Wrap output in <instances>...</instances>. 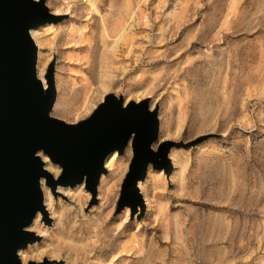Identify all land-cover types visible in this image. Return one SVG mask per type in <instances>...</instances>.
I'll return each mask as SVG.
<instances>
[{"label":"rangeland","instance_id":"1","mask_svg":"<svg viewBox=\"0 0 264 264\" xmlns=\"http://www.w3.org/2000/svg\"><path fill=\"white\" fill-rule=\"evenodd\" d=\"M44 2L55 17L34 42L57 92L52 116L73 124L107 95L147 99L177 163L145 170L131 218L129 146L115 152L106 206L101 180L93 192L42 184L49 214L19 263L264 264V0Z\"/></svg>","mask_w":264,"mask_h":264},{"label":"water","instance_id":"2","mask_svg":"<svg viewBox=\"0 0 264 264\" xmlns=\"http://www.w3.org/2000/svg\"><path fill=\"white\" fill-rule=\"evenodd\" d=\"M49 18L41 1L0 0V264H20L15 249L33 238L20 228L38 207L31 198L32 194L39 196L37 176H46V185L51 182L47 181L50 176L41 170L38 158L32 156L35 150L40 148L61 166L62 183L77 181L87 173L85 184L93 192L103 155L113 149L119 153L121 142L139 120L146 128L135 141V153L121 184L120 200L127 204L137 201L141 207L140 198L132 196L134 183L142 179L146 162L156 169L167 164L165 154L171 145L161 143L154 153L148 149L154 116L147 113L144 102L137 105L130 102L121 109V99L108 95L86 120L75 126H65L45 116L51 94L41 97L39 84L33 77L35 50L26 29ZM47 74L51 85L49 70ZM126 111L133 117L120 136L119 127L109 128L104 120L115 112ZM87 124L92 127H84ZM100 131L108 141L96 146ZM70 133L76 134L75 138ZM135 138L134 132L131 143ZM157 156L160 162H156Z\"/></svg>","mask_w":264,"mask_h":264},{"label":"bare ground","instance_id":"3","mask_svg":"<svg viewBox=\"0 0 264 264\" xmlns=\"http://www.w3.org/2000/svg\"><path fill=\"white\" fill-rule=\"evenodd\" d=\"M31 2L33 3H37V2H42V5L44 7V9L46 10L47 12V15L49 17H52L54 18L55 16L50 14L47 7L45 6V2L44 0H30ZM48 23V20L47 21H43L42 23H39L38 25H36L35 27H32V28H27L26 29V34L28 35V38L32 44V46L34 47V60H33V64H32V68H33V77L34 79L38 82L39 84V88H40V92H41V97H47L51 94V101H50V104L47 108V110L45 111V116H47L48 118L54 120V121H57V122H60L62 123L63 125L65 126H75L76 124H78L79 122H82L84 120H86L92 113L93 111L96 110V108L103 102H101L92 112L91 114L77 122V123H73V124H68L66 122H64L63 120H60V119H57L55 117L52 116V111H53V108H58V103H55L56 102V99H57V92L55 90V87H54V82H53V77L50 76V79H51V85L49 83V79H48V74H47V71L45 70V73L43 74L44 72V66H45V61H46V58H39L38 60V50H37V46L35 45V42H34V39L36 38L37 35V32L35 31L37 28H39L40 26L44 25ZM38 62V63H37ZM50 65V64H49ZM48 65V66H49ZM47 66V67H48ZM50 75V74H49ZM51 87V88H50ZM104 87V86H103ZM50 92V94H49ZM108 96V95H107ZM106 97V96H105ZM134 105H137L141 102H144L145 103V109L147 111V113L149 114H153V120H154V124H153V130H152V137L150 139V141L148 142V149L151 151V152H156L157 148H158V145H160L161 143H164V142H167V140L165 141H159V134L161 132V126H160V120H159V117L157 116V112H158V108L155 107L153 110H152V105H149V101L147 99L145 100H142L140 102H133L131 101ZM130 103V102H128ZM128 103H121L120 105V108L122 109L126 104ZM99 117V115H98ZM133 117V115H131V113H128V111L126 112H123V113H116L113 114V115H109L108 116V120H104L105 123H109L108 127L111 128L110 125H113L115 127H119V133H120V136H123L124 134V126H126V123L131 120V118ZM136 126L135 128H133L127 135V138L124 140V142L122 141L121 142V145H122V148H121V151L120 152H123L127 146L130 147L131 149V157H132V153L134 152L135 153V141L137 139V136L138 134H141V132H144V128L146 127H142V123L138 120L136 122ZM84 127H92L91 124H87L86 126ZM121 128V129H120ZM143 128V129H142ZM95 129V128H94ZM142 130V131H141ZM76 131V130H75ZM169 131V130H168ZM168 131H166V135L168 133ZM70 132V131H68ZM102 133V131H100ZM135 132V136L136 138L134 139V141L131 143V138L133 136ZM74 134V133H73ZM71 134L72 137L75 138L76 134ZM101 138V139H100ZM73 139V138H72ZM103 141V145L106 144V142L108 141V139L106 140V137L104 135V133H102L99 137V139L96 141V146H99L100 143ZM115 152L117 155H120V152L118 153L116 149H113L111 151H108L106 152L102 159H101V171L99 172V175L97 177V182H99V180H101V190H102V196L104 198V202H103V206H106L107 203H109V201L111 200L110 199V182L112 180H115L114 183H118V181L120 180L121 176V172H120V168L117 167V162L116 160L114 159L115 157ZM128 153V152H127ZM112 154V155H111ZM111 155L112 157H110V160L107 161V165L109 167H112L115 169V173L114 175H112L111 179L108 180V181H105L104 179H102V175H105L107 173L105 167H104V162L106 161V158ZM34 158H38V160L40 161V163L42 164L41 165V170L45 173H47L50 178L49 180L47 181H51L50 183L52 184H55L56 185V188L60 187V186H63V188H70V190L72 188H75V191H79V188L81 185H84L85 183V180H87L89 177H88V174L87 173H84L83 176L77 180V181H73V182H66V183H62L61 182V179H60V173H61V166L56 163V162H52L48 156L46 155V153H43L42 150L39 148L37 150H35L33 152V155H32ZM167 156H169V154L167 153ZM166 156V159L167 161H169V157L167 158ZM44 160V161H43ZM48 160L53 164V165H56L60 172L59 174L54 177L52 176V174L50 173L52 170H53V167L52 165L48 162ZM156 162H160L161 159L159 158V156H157L155 158ZM45 163H46V167H45ZM177 162L174 161H169L168 162V165H169V171H171V168L173 170V168H175V164ZM151 168L152 170L153 169H156V168H152V165L149 163V162H146V166H145V169H144V172L146 169H149ZM162 168L161 167H158L157 170H161ZM128 170V169H127ZM126 175V174H125ZM37 187H38V192H39V196L37 195V197L32 194V199H34V203L37 202V205L39 207H36L33 212H32V216L31 218L28 220L27 223H25L24 225L21 226L20 230L23 231V232H26V233H34L32 231H30V227H32L33 229L35 230H40V225H39V222H38V218L40 217L41 221L44 220V222L46 221V217L48 216V211L45 207V199H44V195H43V191H42V184H44V186L47 188L48 185H46V176H37ZM125 177V176H124ZM144 180H141V179H137L134 183V187H133V192H132V196H135V197H139L140 199H142V194H141V191H140V184L143 183ZM99 184V183H98ZM98 184L96 185L95 187V193L92 195V200L93 202L95 203L96 202V196H97V188H98ZM60 185V186H59ZM65 186V187H64ZM55 190V189H54ZM70 191H68L69 193ZM36 198V199H35ZM143 200V199H142ZM49 202H51V200H49ZM134 203L131 204V203H123V209L124 208H128L129 209V217H135V216H138V214H140V210H141V207L139 205V203L137 201H133ZM143 203H144V200H143ZM145 207V204L143 205V208ZM41 208V209H40ZM42 210V211H41ZM127 213H128V210L125 211V214L123 216L124 220L127 218ZM50 223V222H49ZM34 235V234H33ZM40 239V238H39ZM38 241V237L37 235H34L33 238H32V241L31 242H25L23 246L21 247H17L15 249V255L16 257L18 258V260L20 261L21 259H25V252H21L22 250H25L28 246H31V244H34V242ZM21 258V259H20Z\"/></svg>","mask_w":264,"mask_h":264}]
</instances>
